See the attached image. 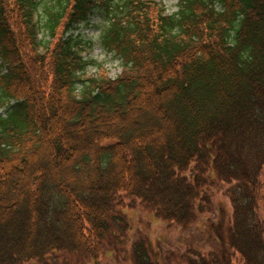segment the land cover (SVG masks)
Masks as SVG:
<instances>
[{
	"label": "trees",
	"instance_id": "1",
	"mask_svg": "<svg viewBox=\"0 0 264 264\" xmlns=\"http://www.w3.org/2000/svg\"><path fill=\"white\" fill-rule=\"evenodd\" d=\"M97 8L114 78L69 34ZM216 185L227 243L181 259L264 264V0H0V264H108L125 209L187 229Z\"/></svg>",
	"mask_w": 264,
	"mask_h": 264
},
{
	"label": "rangeland",
	"instance_id": "2",
	"mask_svg": "<svg viewBox=\"0 0 264 264\" xmlns=\"http://www.w3.org/2000/svg\"><path fill=\"white\" fill-rule=\"evenodd\" d=\"M38 1V0H36ZM162 8L166 14L177 11L178 0H151ZM41 9V8H40ZM39 9V10H40ZM102 8L95 9L86 23H81L74 32L92 44L84 51L85 59H93L103 68L110 78L116 77L121 67L111 56L106 55L98 44L101 30L106 24ZM87 76H94L98 70L89 67ZM214 210L210 214L197 216L195 222L187 229L169 226L156 218L152 212L135 208L125 209L128 218L124 243L116 245L101 262L108 264H134L132 262V245L145 241L148 259L154 264H185L181 259L188 249L198 252L219 251L227 243V228L231 217V205L224 195V186L216 185L212 191ZM53 264H94L93 260L76 256L61 255Z\"/></svg>",
	"mask_w": 264,
	"mask_h": 264
}]
</instances>
